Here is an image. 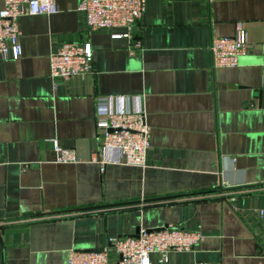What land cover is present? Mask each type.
<instances>
[{"label": "crops", "instance_id": "1", "mask_svg": "<svg viewBox=\"0 0 264 264\" xmlns=\"http://www.w3.org/2000/svg\"><path fill=\"white\" fill-rule=\"evenodd\" d=\"M144 1L130 39L113 35L126 30L119 25L88 29L77 0L18 16L21 52L0 58V264H66L69 248L100 249L110 236L168 223L203 236L164 261L150 252L149 264H264V0ZM237 21L244 53L212 68L210 37L233 33ZM65 40L90 42L93 71L52 86L48 53ZM108 93L141 105L146 165L99 171L94 97ZM49 137L77 160L53 161ZM226 185L262 188L189 196ZM50 211L70 215L17 221ZM106 258L117 264L112 250Z\"/></svg>", "mask_w": 264, "mask_h": 264}, {"label": "built area", "instance_id": "2", "mask_svg": "<svg viewBox=\"0 0 264 264\" xmlns=\"http://www.w3.org/2000/svg\"><path fill=\"white\" fill-rule=\"evenodd\" d=\"M144 0H77L76 9L83 15L88 29L104 26H123L126 30L114 33L130 39V27L140 16ZM57 9L55 0H1L0 6V58H17L21 52L17 18L23 13H51ZM129 42L128 47L136 46ZM246 36L240 21L235 23L231 34L212 35L208 43L210 66L224 67L237 64L238 57L244 53ZM129 48V49H130ZM92 47L88 40L60 41L48 53V76L52 86L66 80L71 75L92 73ZM129 97L123 93H108L94 97L95 125L102 129V138L96 147L99 171L105 162L146 165V153L149 147V126L144 118L141 105L130 107ZM54 152L53 161L73 162L77 160L72 147L62 146L56 137H49ZM108 150L115 151L113 156ZM260 185L239 187L224 186L221 191L195 193L191 198H205L223 195L233 199L238 193L254 191ZM264 215V201L257 208ZM70 215V211H50L33 213L17 219L19 222H32L61 218ZM203 234L198 229H189L171 223L158 228H138L135 235L108 237V244L100 249L78 250L69 248L66 264H108L107 252L112 250L117 264H149V253L156 252L158 260L164 261L169 250H193ZM190 264H206L193 259Z\"/></svg>", "mask_w": 264, "mask_h": 264}, {"label": "water", "instance_id": "3", "mask_svg": "<svg viewBox=\"0 0 264 264\" xmlns=\"http://www.w3.org/2000/svg\"><path fill=\"white\" fill-rule=\"evenodd\" d=\"M152 228H158V227H149L147 230L152 229ZM138 227H135L134 231L131 233L132 235H135L137 233Z\"/></svg>", "mask_w": 264, "mask_h": 264}]
</instances>
